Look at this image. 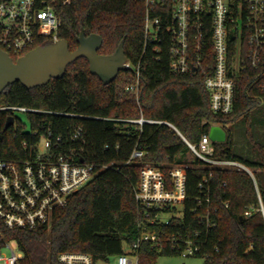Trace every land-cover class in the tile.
I'll list each match as a JSON object with an SVG mask.
<instances>
[{"label":"trees","instance_id":"1","mask_svg":"<svg viewBox=\"0 0 264 264\" xmlns=\"http://www.w3.org/2000/svg\"><path fill=\"white\" fill-rule=\"evenodd\" d=\"M156 10L153 15L169 14ZM61 19L59 35L69 42L70 50L79 47L81 30L103 37L101 54L114 53L122 39L128 61H141L138 97L123 92L122 83L134 80L133 70L121 71L105 84L90 71L87 58L80 57L68 65L65 75L49 83L27 88L21 82L7 86L0 93V104L24 105L92 117L68 114H30L33 127L49 123L56 134L69 138L73 125L82 123L87 131L86 159L101 166L93 180L74 192L68 204L55 210L50 224L35 229H10L0 220V249L13 240L23 252L21 264H57L62 252H86L95 264L111 262L128 252L143 232L155 233L157 240H142L135 254L139 264H152L160 255L181 254L185 240H193L206 264H264V217L260 211L245 217L244 212L259 204L252 176L242 169L214 168L209 183L201 187L210 169L197 156L186 159L190 151L185 141L165 124L146 123L141 143L146 154L125 164L138 138L131 123L105 120L104 117L169 120L186 138L197 143L212 125L227 132L224 142H215L216 157L238 160L254 172L264 202V54L260 65L248 67L234 75V108L229 114L210 108L205 75L178 74L170 69L171 38L146 41L145 0H71L58 5ZM170 15V14H169ZM49 40L40 41L41 46ZM211 41H206L210 47ZM236 41H230V56L235 55ZM211 48L208 61H211ZM245 53V45H244ZM16 61V57L11 54ZM7 113L0 114V157L24 156V139L30 144L37 136L27 131L14 137V128L5 129ZM246 123L251 148L244 157L233 151V127ZM130 131V133H129ZM255 135H258L255 137ZM192 153V152H191ZM143 164H151L168 173L174 165H183L187 175V198L182 215L170 223L147 221L144 208L135 199ZM176 211V209H175ZM173 238L179 245L174 247Z\"/></svg>","mask_w":264,"mask_h":264},{"label":"built area","instance_id":"2","mask_svg":"<svg viewBox=\"0 0 264 264\" xmlns=\"http://www.w3.org/2000/svg\"><path fill=\"white\" fill-rule=\"evenodd\" d=\"M71 0H0V48L16 58L35 48L40 41L60 39L61 19L58 5ZM171 2L169 14L155 16L158 9L165 11ZM146 15L144 32L146 41H160L161 35L171 38L170 69L174 73L205 75L204 85L209 93L210 108L215 113L229 114L234 108V75L248 65L257 67L264 54V0H145ZM206 41H211V61H208ZM230 41H236L235 55L230 56ZM245 45V53H244ZM129 69L134 80L123 85V92H132L137 97L140 89L141 61ZM128 69V70H129ZM13 116L14 137L27 131L37 136L30 144L22 141L24 156L18 158L0 157V220L10 229H35L50 224L55 210L65 207L71 195L94 179L99 169L113 166L112 162L97 165L86 159L88 137L82 123L73 125L69 138L56 134L52 126L40 123L32 126L28 115L68 114L92 117L45 108L0 104V114ZM27 113V122L19 114ZM105 120H121L134 125L139 131L137 141L125 164L145 156L146 149L141 137L146 123L165 124L179 135L190 151L201 159L211 171L203 176L201 187L209 183L214 168H236L248 172L255 184L259 204L248 208L245 217L260 211L264 217L262 200L254 170L237 159L216 157L215 142L209 132L202 135L197 143L190 142L181 130L169 120L150 119L140 112L136 118L104 117ZM130 133V131H129ZM140 181L135 190V199L143 206L148 222L170 223L173 217H180L187 198V175L183 165H174L168 173L151 164H143ZM176 209V211H175ZM169 215V216H167ZM129 250L115 256L111 262L100 264H139L135 254L142 240H157L155 233L143 232ZM7 240L0 249V264H21L23 252L11 247ZM174 247L179 245L173 238ZM181 248L183 256L194 255L198 247L193 240H185ZM9 246L11 253L2 249ZM57 264H95L91 254L86 252H62Z\"/></svg>","mask_w":264,"mask_h":264},{"label":"water","instance_id":"3","mask_svg":"<svg viewBox=\"0 0 264 264\" xmlns=\"http://www.w3.org/2000/svg\"><path fill=\"white\" fill-rule=\"evenodd\" d=\"M79 47L70 50L69 42L65 38L51 41L28 51L16 59L0 48V93L15 83L21 82L27 88L45 85L52 79L62 78L69 64L80 57L88 59L90 71L97 75L105 84L114 80L121 71L129 69L125 54V39H122L114 53L101 54L99 49L103 44L100 34L85 35L81 30L77 38ZM14 122V117L7 118L5 129ZM209 136L214 142H224L227 139L226 130L218 124L209 129ZM3 138V135H0Z\"/></svg>","mask_w":264,"mask_h":264},{"label":"rangeland","instance_id":"4","mask_svg":"<svg viewBox=\"0 0 264 264\" xmlns=\"http://www.w3.org/2000/svg\"><path fill=\"white\" fill-rule=\"evenodd\" d=\"M17 59V58H16ZM126 82L122 83L120 86L125 85ZM19 116L27 122V125L29 126L28 118H27V113H21ZM248 126L246 123L238 124L233 127V134H234V148L233 151L236 154L242 155L244 157L249 156V150L251 148V144L249 143V136H248ZM258 139V135H255ZM194 157L193 153L191 151H188L186 154V159H190ZM254 172L258 171L254 168H252ZM169 216V215H167ZM11 247L17 249V243L13 240L10 242ZM128 252H131L129 248H127ZM3 253L5 254H10L11 249L9 246H4L2 249ZM115 260V257L112 258V261ZM152 264H206L205 259L203 257H198L194 255L190 256H183L182 254L178 255H160L155 262Z\"/></svg>","mask_w":264,"mask_h":264},{"label":"flooded vegetation","instance_id":"5","mask_svg":"<svg viewBox=\"0 0 264 264\" xmlns=\"http://www.w3.org/2000/svg\"><path fill=\"white\" fill-rule=\"evenodd\" d=\"M46 40H48V39H46Z\"/></svg>","mask_w":264,"mask_h":264}]
</instances>
